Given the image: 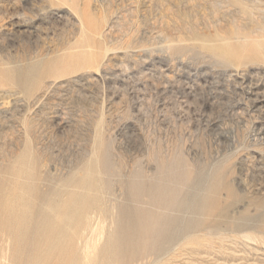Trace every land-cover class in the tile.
Returning a JSON list of instances; mask_svg holds the SVG:
<instances>
[{"label": "rangeland", "instance_id": "rangeland-1", "mask_svg": "<svg viewBox=\"0 0 264 264\" xmlns=\"http://www.w3.org/2000/svg\"><path fill=\"white\" fill-rule=\"evenodd\" d=\"M91 22L96 67L47 74L46 62L88 51ZM236 36L264 39V0H0V166L35 168L38 205L48 211L94 163L100 144L108 149V186L79 192L59 225L57 251L83 228L93 198L90 212L105 221L100 253L118 230L121 207L165 213L147 199L133 201L130 180L166 178L162 162L179 159L205 184L223 173L216 207L135 264L252 263L243 253L228 257L222 242L246 240L256 227L231 223L264 207V102L256 103L257 93L264 98V54L237 62L202 45ZM34 67L30 93L5 80L4 71L27 79ZM106 257L95 264H119L117 253Z\"/></svg>", "mask_w": 264, "mask_h": 264}, {"label": "bare ground", "instance_id": "bare-ground-1", "mask_svg": "<svg viewBox=\"0 0 264 264\" xmlns=\"http://www.w3.org/2000/svg\"><path fill=\"white\" fill-rule=\"evenodd\" d=\"M91 27L92 34L85 37V43L90 44L91 49L88 47V51L79 53L85 46H82L83 49L78 47L76 54L46 62L47 74H57L84 66L96 67L98 58L93 48L96 47V23L91 22ZM202 45L212 56L237 62L245 58L247 52L249 61L259 60L264 54V39L258 38L243 36L220 38ZM31 71L27 79L20 78L19 71H4L5 80L10 84H18L26 93H30L38 84L34 76L39 73L37 67ZM256 97L257 104L264 102L259 93ZM107 150L105 145L100 144L94 163L83 170L81 178L71 182L72 190L66 198L61 199L55 208L48 211L40 209L38 205L40 194L35 185L38 180L35 168H28L24 163L16 161L8 167L0 166V177L4 173L0 181V264L7 263L9 252L10 264H95L98 255L106 257L110 252L120 256L119 264H135L137 258L140 259L138 262L143 261L147 254L159 249L169 235L173 242L182 234L190 233L192 229L197 228L199 221L193 218L194 215H205L215 209L216 191L224 179L221 171L218 170L215 181L207 185L204 183L203 174L192 179L191 172L181 160L177 159L170 164L162 162L160 174L167 172L171 176L168 174L166 178L161 176L150 181L141 174H135L130 180L129 196L136 202L147 199L159 209H164L165 213L121 207L118 230L110 236V247L100 253L98 248L101 237H104L105 221L102 212H90L96 203L93 198L85 202L83 207V228L76 230L67 243L57 251L55 242L59 237V225L68 212L76 208L82 197L79 192L88 190L96 193L108 186L104 176L111 170ZM8 171L11 173L10 179L6 177ZM169 183L174 186H169ZM179 188H184L185 192H179ZM231 224L236 227L252 224L256 228L252 235L245 237L246 240L237 236L223 239V245L228 246L224 253L231 258L240 257L239 255L243 253L252 258L250 264H264V207L260 205L254 216L244 212L240 221ZM252 241L256 244H252Z\"/></svg>", "mask_w": 264, "mask_h": 264}]
</instances>
